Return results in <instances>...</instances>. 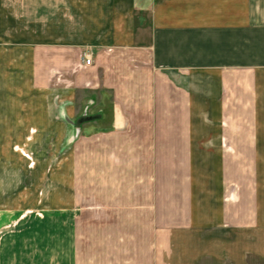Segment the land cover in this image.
<instances>
[{
  "label": "crops",
  "instance_id": "0c3cea01",
  "mask_svg": "<svg viewBox=\"0 0 264 264\" xmlns=\"http://www.w3.org/2000/svg\"><path fill=\"white\" fill-rule=\"evenodd\" d=\"M11 2L0 209L22 222L2 237L46 212L65 264H264V0ZM87 101L100 117L75 137Z\"/></svg>",
  "mask_w": 264,
  "mask_h": 264
},
{
  "label": "rangeland",
  "instance_id": "374dc122",
  "mask_svg": "<svg viewBox=\"0 0 264 264\" xmlns=\"http://www.w3.org/2000/svg\"><path fill=\"white\" fill-rule=\"evenodd\" d=\"M10 1H12L11 6L17 9L18 7L17 0H10ZM7 2L8 1H6V3ZM2 25L3 24L0 21V28ZM3 26L7 28V25H3ZM12 27L17 28V25H12ZM5 38L13 40L12 38L16 39L17 37L16 36L11 37L9 35H6ZM42 76H43L42 79H44L45 69L42 72ZM42 99H43L41 101L42 103L40 101H37V103L38 104L41 103V105L45 104L46 108H48L49 100L46 99L44 96H42ZM93 102L94 101H87L84 104V106H82L81 109L79 110L78 115H75V117H73V124H71L72 126L70 125L69 127L70 128L72 127L74 129V131H71V133H74L75 137L80 136L82 134V127H83L82 125H84L85 123H89L91 121H96V119L100 117L97 114L98 112L97 108L95 109L93 108V105H94ZM8 106L11 107L10 109L11 111L9 112L12 113L13 111H16V114L20 113L18 111L23 108L32 109V108H28L27 106H25L22 100L17 101L15 99L9 101ZM44 107L45 106L42 107L43 110L46 109ZM5 121L8 122L7 118ZM14 134L15 133L13 132L10 133L11 136ZM32 134H34L33 130L29 132V135H32ZM44 149L45 148H43L42 150L44 151ZM12 150L20 154V156L27 161V168L32 169L33 167H35V162L32 159L33 153L30 152L29 149L23 150L22 148L19 149L17 146H15L12 148ZM48 151H52V150H50L49 148ZM13 161L14 163L10 165V169L13 168V170L10 171V176L16 177V181H17V178H20L21 176V173L19 171L20 167L18 166L17 159H14ZM24 181H23V184H24ZM27 182L28 181H26L25 183ZM20 184H21V181L19 180V185ZM19 185L15 184V187L12 190V192L15 193L13 197H17L16 191ZM44 187H42L43 190L39 192V195L41 197L44 196L47 192H49V187L47 186L46 190L44 189ZM15 209H16V205L15 206L6 205V208L0 209V227H3V228H0V264H65L66 262L65 259H62V254H65V253L61 254L59 250L55 251V249L52 246V243L50 242L49 213L36 212V214L34 213L33 215L35 217L28 218V220H30L33 223H39L41 221L40 233L37 236L33 234L28 235L29 233L28 229L27 230L22 229V231L24 232H22L20 235H12V234H15V233H12L8 237L7 236L2 237L3 231H11V232L18 231L17 230V228L19 227L18 225L22 221L19 220L20 218H18L19 217L18 212H16L17 210ZM37 218L39 219L37 220ZM19 230H20V227H19Z\"/></svg>",
  "mask_w": 264,
  "mask_h": 264
},
{
  "label": "built area",
  "instance_id": "2783aa9c",
  "mask_svg": "<svg viewBox=\"0 0 264 264\" xmlns=\"http://www.w3.org/2000/svg\"><path fill=\"white\" fill-rule=\"evenodd\" d=\"M84 62H85L86 65H89L91 63L90 55H85L84 56Z\"/></svg>",
  "mask_w": 264,
  "mask_h": 264
}]
</instances>
